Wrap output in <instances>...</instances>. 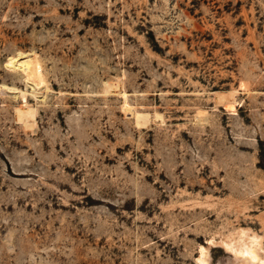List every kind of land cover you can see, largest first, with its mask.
Returning <instances> with one entry per match:
<instances>
[{
  "label": "rangeland",
  "instance_id": "1",
  "mask_svg": "<svg viewBox=\"0 0 264 264\" xmlns=\"http://www.w3.org/2000/svg\"><path fill=\"white\" fill-rule=\"evenodd\" d=\"M241 232L264 261V0H0V264H236Z\"/></svg>",
  "mask_w": 264,
  "mask_h": 264
},
{
  "label": "bare ground",
  "instance_id": "2",
  "mask_svg": "<svg viewBox=\"0 0 264 264\" xmlns=\"http://www.w3.org/2000/svg\"><path fill=\"white\" fill-rule=\"evenodd\" d=\"M25 79L28 81H32L34 86H39L41 83L44 84V79L41 75L31 73L30 71L29 72L26 71ZM260 242L261 241L257 236L255 235L249 236L246 232H241L237 241L230 240L226 243H223V246L227 251L233 254V257L235 259L234 261H236L234 263L236 264H257V263L263 264L264 261L259 259L257 255V252L260 250V246H261ZM196 262L197 264H207L208 262L207 251L203 247H200L199 249V256Z\"/></svg>",
  "mask_w": 264,
  "mask_h": 264
}]
</instances>
